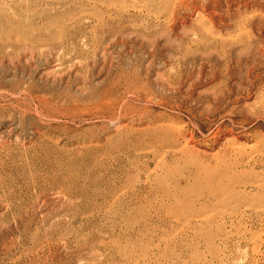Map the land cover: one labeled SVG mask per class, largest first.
I'll use <instances>...</instances> for the list:
<instances>
[{"label": "rangeland", "instance_id": "obj_1", "mask_svg": "<svg viewBox=\"0 0 264 264\" xmlns=\"http://www.w3.org/2000/svg\"><path fill=\"white\" fill-rule=\"evenodd\" d=\"M0 264H264V0H0Z\"/></svg>", "mask_w": 264, "mask_h": 264}]
</instances>
